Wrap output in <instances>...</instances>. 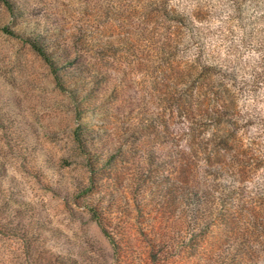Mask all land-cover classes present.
Returning <instances> with one entry per match:
<instances>
[{
  "label": "trees",
  "instance_id": "1",
  "mask_svg": "<svg viewBox=\"0 0 264 264\" xmlns=\"http://www.w3.org/2000/svg\"><path fill=\"white\" fill-rule=\"evenodd\" d=\"M118 1L152 36L155 88L161 84L156 75L165 73V105L136 136L153 135L165 143V152L150 151L143 169L149 209L138 208L144 201L131 209L129 200H117L125 189L134 190V169L118 174L112 155L94 151L97 131L77 124L71 131L77 153L60 164L71 166L76 154L86 168V178L72 184V197L82 200L78 206L115 260L133 262L129 242L137 232L147 241L143 252L150 263L165 258V264H264V0ZM21 20L14 0H0V34L27 45L54 88L64 92L56 41H46ZM76 109L83 111L80 103ZM10 122L0 121V139L6 140L0 145V173L18 148L6 135ZM126 162L123 157L118 168ZM47 182V190L61 191L51 187L60 183ZM9 194L0 189V239H11L18 248L28 233L14 226ZM13 257H0V264H65L38 255Z\"/></svg>",
  "mask_w": 264,
  "mask_h": 264
},
{
  "label": "rangeland",
  "instance_id": "2",
  "mask_svg": "<svg viewBox=\"0 0 264 264\" xmlns=\"http://www.w3.org/2000/svg\"><path fill=\"white\" fill-rule=\"evenodd\" d=\"M14 1L28 29L41 33L46 41H56L65 90L59 93L54 88L44 64L27 45L0 34V121L11 120L6 135L18 146L8 159L11 165L0 173V189L10 193L6 206L14 226L28 233L25 246L18 248L11 239L1 238L0 257L38 255L65 264H98L107 258L104 264H128L124 254L122 260H115L99 228L78 206L82 200L72 197L74 181L86 178L82 158L75 154L71 166L60 164L70 153H77L71 131L77 124H86L98 133L94 151L112 155L118 174L134 169V190L125 189L117 204L127 199L133 209L144 201L138 208L145 204L149 209V178L141 187L143 169L150 151L165 152V143L153 135L136 137L165 105L161 86L165 73L157 74L161 84L156 88L154 84L155 63L148 42L152 36L135 17H127L118 0ZM4 141L0 139V145ZM123 157L127 166L118 168ZM160 169L162 173L164 168ZM47 181L60 183L51 187L61 191L47 190ZM129 243L135 248L131 264H165V258L162 263L147 261L143 252L147 241L137 232Z\"/></svg>",
  "mask_w": 264,
  "mask_h": 264
}]
</instances>
